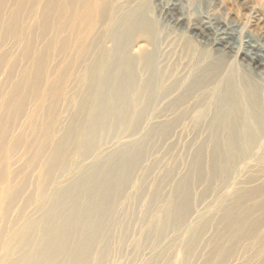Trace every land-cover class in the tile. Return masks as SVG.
Segmentation results:
<instances>
[{
    "label": "rangeland",
    "instance_id": "1",
    "mask_svg": "<svg viewBox=\"0 0 264 264\" xmlns=\"http://www.w3.org/2000/svg\"><path fill=\"white\" fill-rule=\"evenodd\" d=\"M43 3L44 0H3L0 40H4L0 43V55L4 53V56L0 59V82L6 75L4 63L13 57L17 61L12 67L11 78L1 85V99L9 97L6 92L9 85L18 78V72L29 65L24 48L20 49L15 36L3 38V33L17 23L24 29L23 40L33 39L32 54H40L43 45L53 36L52 28L57 25L54 19L45 28ZM113 3L108 9L112 14L107 24L109 27L106 26L102 36L101 43L105 44L101 47L104 52L113 53L115 46L126 42L124 23H129L131 18H142V30L148 32L147 38L137 36L113 60H134L137 80H152L157 93L150 98L152 101L145 103V118L140 124L128 119L112 120L98 131L93 141L95 148L88 150L83 147L89 136L87 122L91 118H87L85 128L78 136L81 150L75 146L70 148L74 156L70 152V167L59 182L62 189L75 188L85 176L101 169L104 174L97 187L107 193V199L98 205L85 196L82 199L90 204L89 215L94 222L92 230L101 227L100 236L96 237L93 249L83 258L82 264H264V189H253L245 184L246 175L240 169L242 160L238 159V163L229 161V164L226 161L227 166L236 165L232 171L220 172L212 167L214 142L212 128L208 125L219 108V93L225 85L222 79L227 80L236 73L239 79L248 77L253 83L264 86V59L262 68L257 71L239 56L250 53L248 45H262L259 36L264 34V0H115ZM114 5H117L116 9ZM13 9H19V12L15 24L10 25L5 18L13 13ZM201 27L207 30V34L194 35L193 32ZM67 34L66 30L59 36L63 38ZM223 39L232 51L222 62L221 78L206 88L198 86L196 80L201 72L204 79L209 77L205 68L209 61L220 59L219 51L223 50H220L219 43ZM101 51L95 50V55L103 56ZM144 51L150 57L149 68H144L139 60ZM49 54L53 56L46 50L44 57ZM258 54L263 55L262 52ZM53 64L52 61V68ZM60 68L54 70L58 73ZM77 73L79 76L73 74L74 79L65 89L67 100L69 95L70 98L66 100L67 105L65 100L61 103L63 121L57 127L56 138L58 134L62 135L66 125L72 123L73 113L83 99L86 83L83 72L77 70ZM110 93L109 89L103 94L95 93L94 104L99 107L111 105L114 99ZM165 124L169 126L167 133L163 134ZM31 137L29 133L26 140ZM35 140L36 137L33 142ZM121 163L130 169H127L125 180L113 172ZM38 164L35 171L41 168ZM35 171L30 172L29 184L35 180V176L32 179ZM32 187L30 184L27 189ZM20 202L9 215V227L18 219L21 207L18 205L23 204ZM181 205L186 211L180 218L177 210ZM57 210L68 217L67 207L61 206ZM12 215L16 219L11 218ZM72 232L70 245L77 243L75 239L79 231Z\"/></svg>",
    "mask_w": 264,
    "mask_h": 264
},
{
    "label": "bare ground",
    "instance_id": "2",
    "mask_svg": "<svg viewBox=\"0 0 264 264\" xmlns=\"http://www.w3.org/2000/svg\"><path fill=\"white\" fill-rule=\"evenodd\" d=\"M114 1L44 0L41 9L45 16V28H48L50 22L54 19L57 21H54L57 25L55 24V28H52V38L43 45L42 51L38 55L32 54L33 39L24 41V29L19 27L17 23L15 24L19 9H13V13L5 18L6 23L15 24V26L14 28H6L3 38L10 35L15 36L20 49L24 48L29 65L20 70L18 78L9 85L6 91L9 97L7 99L0 98V264H82L83 258L89 255L87 253L93 249L96 237L100 236L101 227L98 230H92L94 222L92 223L89 215L91 213L90 204L83 202L82 199L85 196L87 199L93 200L96 205L107 199L105 198L107 193L97 187L104 170L97 169L95 172H88L90 174L85 176L76 187L74 186L75 188L62 189L59 182L66 175L67 168L71 164L70 148L75 146L76 149L81 150V141H79L78 136L82 128H85L87 118H91L90 122H87L89 136H87L88 139H86L87 141L83 147L88 150L95 148L93 143L95 136L110 121L128 119L140 124V121L145 118L143 116L147 101H152L150 98L154 92L157 93L152 80L146 79L143 82L137 80L134 60L129 58L113 60L121 49L128 46V44L131 45L137 36L147 38L148 35L146 34L148 32L142 30V18H131L129 23H124V29L127 33L126 42L115 46L113 53L109 54L107 49V52H104L101 47L103 44L101 41L104 39H102V36L112 14V12L111 14L108 13V9ZM116 6L114 9H116ZM2 9L3 0H0V12ZM202 28H197V31L192 28L195 31L192 32L194 35L201 36L203 32L206 33L207 31ZM66 30L68 31L67 36L60 38L59 35ZM46 32L44 30L45 34ZM42 33L40 36H42ZM259 38L262 45H248L247 48L250 47V53L244 52L239 55L242 61L251 64L257 71L263 66L264 34L260 35ZM3 40L1 39L0 43H3ZM187 46L191 45L188 44ZM219 46L220 50H223V52L218 50L221 52L222 57L209 61L207 67H205L209 77L205 80L203 78L204 74L202 75L201 72L196 80L198 86H208L215 82L217 78H221L219 73L223 70L222 62L225 61L224 58L232 50L227 46L224 39L219 43ZM46 50L51 52L53 56L49 54V56L44 57ZM95 50H102L103 56L99 54L100 52L96 56ZM258 52H262L263 55H259ZM199 55L202 57L204 53L202 52ZM3 56L4 53L0 55V59H3ZM149 58L146 52L140 55L139 60L144 64H142L144 68L150 67ZM16 61L17 58L13 57L4 63L6 75L0 82V90L1 85L11 78L13 74L12 67ZM52 61L54 63L53 68L51 66ZM59 66L61 68L57 73L54 68L57 70ZM77 70L83 72L82 78L86 83V88L83 87L85 89L84 95L80 94V96L83 95V99L79 105L76 103L78 108L73 113L72 123L70 124L71 121H68L70 125L65 124L64 132L62 131V135L58 134L59 137L56 138L57 127L63 121L61 103H64V100L66 103L70 98L69 95L67 100L65 89L71 83L73 74L79 76ZM235 74H232L234 75L233 79L231 78L232 75L229 76V81V78L227 80L222 79L223 83L225 81V85L221 83L224 90L222 89L219 93L221 94L218 99V102L220 101L219 108L217 107V112L213 113V118L208 122V125L212 128L210 129L212 130L211 138L214 142L212 143L214 145V150H212L213 159H211L212 167L216 171L224 172L226 169L236 168L234 164L227 166L226 161L229 164V161L236 160V163H238V159L239 161L242 160L243 165L240 169L246 175L245 184L253 187V189H264V86L253 83L248 77L239 79L237 78L238 75ZM243 76L245 75L243 74ZM108 89L111 91L110 94L114 101L106 107L100 103L104 106L103 109L102 105L99 107L94 104V94H103V91ZM168 126L164 127L161 133L166 134ZM58 130L60 131V129ZM29 133L32 134V137L30 140H26ZM35 137L36 140L33 142ZM212 140L210 141L212 142ZM28 155L31 156L28 157ZM252 158L254 160H251ZM135 162L137 161L133 163ZM38 163L41 168L35 171ZM100 166L99 168H101ZM123 166L122 163L116 165L113 172L116 173L117 177L120 176V179L125 180L128 173L127 169H130ZM32 171H35L36 175L33 172L32 179L34 180L35 176V180L31 181L30 184H33V187L28 188V191L27 186L30 185L29 181L31 179L29 175ZM50 200L52 202L48 205ZM20 201L24 206L23 204L18 205V207H23L22 209L19 208L18 217L16 215L18 219L12 215L11 218H15L16 222L9 227L7 223L9 215L12 213L14 206L21 203ZM182 205L177 210L180 218L186 211V207ZM61 206L67 207L68 217L65 216V218L62 212L57 210ZM74 230L79 231L75 239L77 243L70 245V233ZM97 264L101 263L97 262Z\"/></svg>",
    "mask_w": 264,
    "mask_h": 264
}]
</instances>
